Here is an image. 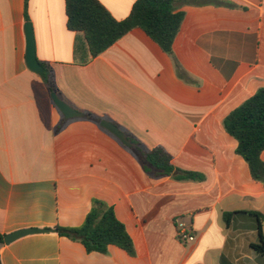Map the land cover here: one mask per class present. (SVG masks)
<instances>
[{"label":"crops","instance_id":"1","mask_svg":"<svg viewBox=\"0 0 264 264\" xmlns=\"http://www.w3.org/2000/svg\"><path fill=\"white\" fill-rule=\"evenodd\" d=\"M99 1L123 20L136 0ZM219 1L234 6L176 4L185 13L173 44L181 78L141 29L83 64L87 42L68 30L65 0H0V233L81 226L96 198L114 207L136 249L135 257L116 246L87 253L51 231L0 245L2 264H264L252 248L258 223L247 213L264 215V185L223 127L264 88V0ZM25 12L37 58L52 67L67 104L148 150L164 148L174 166L205 180L151 179L100 123L65 120L26 64ZM226 212L235 213L229 224ZM183 220L193 242L178 238Z\"/></svg>","mask_w":264,"mask_h":264},{"label":"trees","instance_id":"2","mask_svg":"<svg viewBox=\"0 0 264 264\" xmlns=\"http://www.w3.org/2000/svg\"><path fill=\"white\" fill-rule=\"evenodd\" d=\"M178 1L188 5L234 6L219 0H136L130 15L126 19L117 20L99 0H65L67 28L71 32L83 33L85 36L89 57L83 64L98 57L133 29H141L173 59L178 76L185 78L186 75L173 52L174 41L185 19L183 11H176ZM25 20L29 22L27 12ZM40 63L44 68V82L50 94L56 93L61 96L52 67L48 63ZM85 117L98 124L102 121L92 114H85ZM64 125L65 121H62L55 132H59ZM223 127L226 133L237 141L236 154L248 164L252 179L264 185V161L261 159L264 152V88H260L251 98L228 114L223 121ZM126 135L133 144L132 153L138 159L144 173L151 179L171 177L176 181L205 180L198 172L174 166L172 156L164 148L157 146L148 150L133 136ZM247 213L256 218L258 223L259 242L253 244L252 248L264 258V215L259 212ZM234 214L224 213L223 217L227 224ZM52 232L82 244L87 253L107 255L109 247L116 246L130 257L136 256L132 237L126 225L117 218L114 207L96 198L92 200L91 208L81 226L58 225L52 228ZM4 237L5 235L0 233V245L4 244Z\"/></svg>","mask_w":264,"mask_h":264},{"label":"water","instance_id":"3","mask_svg":"<svg viewBox=\"0 0 264 264\" xmlns=\"http://www.w3.org/2000/svg\"><path fill=\"white\" fill-rule=\"evenodd\" d=\"M24 31L26 36V58H25L26 64L32 72L36 73L42 79H44L45 72L43 66L41 65V63L37 58L36 40L34 35V29L31 22H26ZM51 98L54 105L61 112L65 120L83 118L85 116L84 113L74 109L69 104H67L56 93L51 94ZM100 126L106 129L107 131H109L111 134H113L125 147L129 149L133 148V144L130 142L127 135L123 131H121L118 126H116L115 124H113L108 120H102L100 122ZM51 231H52L51 229H43V228H28V229L18 230L11 234L5 235L4 243L10 244L16 241L17 239H20L28 235L49 233ZM0 264H2L1 260H0Z\"/></svg>","mask_w":264,"mask_h":264},{"label":"built area","instance_id":"4","mask_svg":"<svg viewBox=\"0 0 264 264\" xmlns=\"http://www.w3.org/2000/svg\"><path fill=\"white\" fill-rule=\"evenodd\" d=\"M177 234H178V238L182 242H193L195 240L190 226H188L186 223L182 221H179L177 223Z\"/></svg>","mask_w":264,"mask_h":264},{"label":"rangeland","instance_id":"5","mask_svg":"<svg viewBox=\"0 0 264 264\" xmlns=\"http://www.w3.org/2000/svg\"><path fill=\"white\" fill-rule=\"evenodd\" d=\"M184 221V223H186L187 221L186 220H183Z\"/></svg>","mask_w":264,"mask_h":264}]
</instances>
